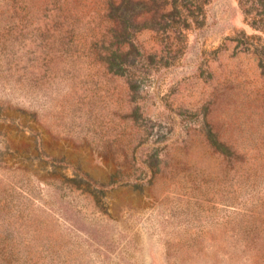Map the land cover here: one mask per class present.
Returning <instances> with one entry per match:
<instances>
[{
	"label": "rangeland",
	"instance_id": "obj_1",
	"mask_svg": "<svg viewBox=\"0 0 264 264\" xmlns=\"http://www.w3.org/2000/svg\"><path fill=\"white\" fill-rule=\"evenodd\" d=\"M185 2L0 0V264H264V17Z\"/></svg>",
	"mask_w": 264,
	"mask_h": 264
},
{
	"label": "trees",
	"instance_id": "obj_2",
	"mask_svg": "<svg viewBox=\"0 0 264 264\" xmlns=\"http://www.w3.org/2000/svg\"><path fill=\"white\" fill-rule=\"evenodd\" d=\"M185 3V12L189 11V6H187L186 4V0H182ZM193 2H196L197 5H201V4H206L207 0H190ZM238 4L240 6V8L242 9V13L246 16L252 15V17L254 18V22L256 21L255 18L256 17H264V0H238ZM189 16H186L187 18L190 17V14L188 12ZM192 17V16H191ZM258 30H260L262 33H264V25L262 26H258L257 27ZM259 64L263 65L264 64V54L263 53H257L255 52Z\"/></svg>",
	"mask_w": 264,
	"mask_h": 264
}]
</instances>
